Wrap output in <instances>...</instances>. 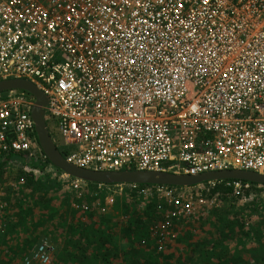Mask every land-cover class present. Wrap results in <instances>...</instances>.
Listing matches in <instances>:
<instances>
[{
    "label": "built area",
    "instance_id": "built-area-1",
    "mask_svg": "<svg viewBox=\"0 0 264 264\" xmlns=\"http://www.w3.org/2000/svg\"><path fill=\"white\" fill-rule=\"evenodd\" d=\"M9 80L47 98L48 120L69 148L60 154L77 168L264 175V0H0V83ZM34 103L20 91L0 98V165L46 160ZM224 183L237 204L253 201L243 195L256 185ZM207 184L96 185L91 196L107 205L123 191L154 199L161 254L174 224L220 200ZM69 188L73 208L89 212L88 184L70 179ZM51 253L41 242L24 264H49Z\"/></svg>",
    "mask_w": 264,
    "mask_h": 264
},
{
    "label": "rangeland",
    "instance_id": "rangeland-1",
    "mask_svg": "<svg viewBox=\"0 0 264 264\" xmlns=\"http://www.w3.org/2000/svg\"><path fill=\"white\" fill-rule=\"evenodd\" d=\"M46 125L59 151L69 150L60 143L52 121L47 120ZM1 171L0 264H24L41 242L52 248L49 264H65L66 259L67 264H75L81 261L77 240L88 249L82 264H231L230 256L252 264L264 250V234L261 231L263 240L257 241L255 230L264 223V195L256 201L255 210L249 201L241 206L236 197H227L183 218L174 224L175 239L159 254L153 232L157 222L142 216L152 209L154 199L138 203L123 191L113 197V205H107L104 199L91 196L95 191L89 187L92 192L84 196L89 212L81 213L73 208L77 200L69 188L70 179L39 159H9ZM94 215L109 223L100 224ZM245 219L252 221L245 230L235 226L230 231L233 236H228L225 223L238 220L239 224ZM65 247L73 249L71 255L65 254ZM251 252H255L253 257ZM89 253L96 254L93 263ZM220 253L229 255L228 259H221Z\"/></svg>",
    "mask_w": 264,
    "mask_h": 264
},
{
    "label": "water",
    "instance_id": "water-1",
    "mask_svg": "<svg viewBox=\"0 0 264 264\" xmlns=\"http://www.w3.org/2000/svg\"><path fill=\"white\" fill-rule=\"evenodd\" d=\"M20 91L32 96L35 103L30 111L39 148L49 164L68 179L97 186H150L168 188H193L207 183L226 181L245 182L264 186V175L237 170L208 173L196 177L168 172L110 171L96 172L68 164L60 154L50 135L46 122L47 98L31 83L24 80H9L0 83V94Z\"/></svg>",
    "mask_w": 264,
    "mask_h": 264
},
{
    "label": "trees",
    "instance_id": "trees-1",
    "mask_svg": "<svg viewBox=\"0 0 264 264\" xmlns=\"http://www.w3.org/2000/svg\"><path fill=\"white\" fill-rule=\"evenodd\" d=\"M61 153V152H60ZM62 154V153H61ZM64 155V154H63ZM16 158H19V159H24L23 156H18ZM43 164H45V166H49L50 168L54 169L47 160L45 161H42ZM4 164V163H3ZM3 164L0 165V174H1V167H3ZM55 171H57L56 169H54ZM58 172V171H57ZM88 187H91V188H94L96 187V185H88ZM112 187V186H111ZM203 187H209L208 184H203ZM108 189H111L110 187H107ZM263 191H264V186L262 187H257V186H252L250 188V190L248 192H245L244 193V197H249L250 194L254 195V199L253 201L249 202L248 205L249 207H251L253 210H255V206H256V201L259 203V201L262 199V194H263ZM232 190L227 188L225 186V183L224 182H220V183H214L213 185V188L211 190V194L212 195H217L218 198H220L221 201L225 200L227 197H231L232 196ZM75 211V210H74ZM79 212H81L80 210H78ZM82 213V212H81ZM142 216L146 219H148L149 221H154V222H157V224L159 222H161V220L163 219V214L161 213H158L156 212L155 210V206L154 204H152V209L150 208L149 210H146L144 213H142ZM94 219H97V218H100V217H96L95 215L93 216ZM245 220H242V223L240 221V223L238 224L237 222H239L237 220L236 221H229V222H226L225 225H224V228L228 229V236H233V234L230 232L232 228H234L236 226V228L243 232L245 230ZM100 224H102V222L104 224L107 225V222L109 223V220H104L103 217L100 218ZM156 224V225H157ZM255 230H256V236H257V241H260V240H263V237L259 235V233L262 231L263 234H264V223H261L260 225H258L257 227H255ZM246 234L245 235H249L248 232H245ZM77 243V246H79V249L81 251V254L82 256L86 254L87 250L85 247H83L82 245H80V241H76ZM264 243V242H263ZM89 247H92L91 245ZM252 253V254H251ZM249 254H251L250 256L253 257V255L255 254V252H251ZM228 256L229 255H225L224 253H220V258L223 259V260H227L228 259ZM230 262L231 264H248L247 262H244L243 259H239L236 260L233 258V256H230ZM242 258V257H241ZM84 261V259L82 260V262ZM252 264H264V250H261L259 253H258V257L256 259V261H254V263Z\"/></svg>",
    "mask_w": 264,
    "mask_h": 264
},
{
    "label": "crops",
    "instance_id": "crops-1",
    "mask_svg": "<svg viewBox=\"0 0 264 264\" xmlns=\"http://www.w3.org/2000/svg\"><path fill=\"white\" fill-rule=\"evenodd\" d=\"M77 244V243H76ZM76 247V250L77 251H80V249H79V246H75ZM72 252H73V249L72 248H69V247H65V254H67V255H71L72 254ZM81 252V251H80ZM89 254H92V253H89ZM86 255V254H85ZM96 254L94 253V254H92L91 255V257H90V259H91V261L90 262H92L93 260H92V257L93 256H95ZM80 259H81V261H79V262H76L75 264H82V260H83V256H82V254L80 253ZM78 260V259H77ZM65 264H67L68 262H67V259L65 260ZM93 263V262H92ZM70 264V263H69ZM99 264V263H98ZM109 264H111V263H109Z\"/></svg>",
    "mask_w": 264,
    "mask_h": 264
}]
</instances>
